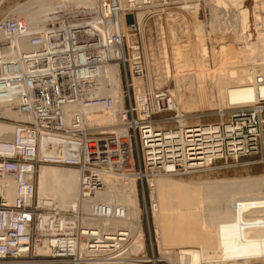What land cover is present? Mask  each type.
Instances as JSON below:
<instances>
[{
  "label": "built area",
  "instance_id": "2783aa9c",
  "mask_svg": "<svg viewBox=\"0 0 264 264\" xmlns=\"http://www.w3.org/2000/svg\"><path fill=\"white\" fill-rule=\"evenodd\" d=\"M208 2L98 0L96 9L83 12L68 4L67 14L56 10L39 31H31L22 17L0 21V108L21 116L14 120L0 114V121L12 123L15 129L13 137L0 139V264H179L147 258L143 250L133 253V237L125 227H87L76 210L44 207L35 181L26 178L35 179L40 166L74 168L80 174L84 198H91L111 178L124 184L130 177L142 189L145 180L149 191V180L156 175L188 176L217 159L257 152L264 130V97L229 106L231 120L219 125L216 135L210 131L214 126H187L171 92L137 94L134 85L135 79L147 74L141 48L132 41L140 26L138 14L165 10L169 28L173 25L170 14L178 11L188 25L202 24L206 32H213ZM128 16L133 19L131 25H127ZM122 25L126 31H121ZM18 41H24L28 49L11 56ZM113 65L125 78L129 72L134 92L133 101L126 98L128 111L123 103L120 134L116 128H90L92 120L80 113L112 107L111 97L105 95L104 70ZM260 76L257 83L261 85ZM256 108L260 111L252 112ZM169 114L179 115L177 127L155 129L154 118ZM133 144L140 147L138 169ZM64 146L72 149H66L68 156L62 154ZM212 149L213 159H205L204 153ZM9 181L16 186L13 201L6 198ZM123 211L94 201L86 216L93 221L112 220L111 216L121 220Z\"/></svg>",
  "mask_w": 264,
  "mask_h": 264
},
{
  "label": "bare ground",
  "instance_id": "6f19581e",
  "mask_svg": "<svg viewBox=\"0 0 264 264\" xmlns=\"http://www.w3.org/2000/svg\"><path fill=\"white\" fill-rule=\"evenodd\" d=\"M244 1L245 0H209L208 6L210 7V26L211 29L213 28V32H206V29L202 24L194 25L193 23L192 26L188 25V22L186 21L188 19H186L181 12L176 11L171 13L170 20L173 25L166 28V32L161 28H158V30H162L160 31L161 35L166 33L165 36L168 41L175 40L176 45L172 44L170 48H167L168 51H165L166 49L159 48L160 51L158 55H155V51L151 49L150 55L147 56V60H150V63L145 62L146 57L144 56L147 74L144 79L134 80V85L137 86V94L159 88V86L156 85V80H154V83L152 84L148 79L149 74L152 76L155 74L157 75L158 72L161 71L159 69L162 68L161 74L164 75L163 77L168 78L170 74V66L171 68L175 66L174 63L177 61L178 64L186 70V72L178 75V83H180L179 85L181 87V97L178 98L177 95H175L176 90L171 91V94L177 105V111H179V113L185 110L188 111L191 108L192 99L187 93H189L191 88L199 87L202 84L207 83H203V80L210 77L211 66L209 64V59L212 58V70H214L213 72L217 75V78L216 87L212 88L213 99L209 102L210 108H216L219 110L220 114L224 111L226 113H230L229 106L231 105L250 104L252 101H256L260 99V97H264V84L260 85L257 83L258 75H261L260 78L264 80V53L262 52L264 46V19L261 18V14L264 12V3L262 0H254L255 12H253V15L258 35L256 41L254 43H250L249 39L245 36L249 29L250 21L249 10L245 7ZM77 2L80 3L79 8L77 9H81L82 12L83 10L88 11L93 8L96 9L98 5V0H77ZM74 3L75 2L72 0H29L25 5L15 9L9 16L22 17L29 25L31 31H39L43 28L45 23L53 17L56 10L62 9L65 11V14H67V7H70V4H72L73 8H76ZM122 4H124V2H122ZM190 16L193 20L194 15ZM98 19L99 17H96L93 21ZM144 19L145 18L142 14H138V22L141 27L144 24L143 22H145ZM179 23H184V26H181ZM175 25L176 27H174ZM146 26L148 29L152 27L149 24ZM190 28H192L193 39H191ZM126 30V27H123L122 25L121 31ZM206 38L208 41L209 39L211 40V47L207 45ZM0 39H3L2 35H0ZM192 41L194 45L195 41L197 44V60L201 67L198 73H195L193 69L194 62L191 58L193 52L191 48ZM16 46L17 49L12 52L11 56H16L17 53H21L22 51L28 49L24 41H18ZM167 52H170L169 59H166ZM210 53L212 54L211 57L208 55ZM156 61L161 62L159 64L156 63ZM157 66L159 68H157ZM122 76L120 74V69L117 66H109L104 70L105 94L109 83V86H111L110 95L112 107L110 109L96 112H90L91 110L89 109L81 111L80 109V113L84 114V116L86 115L85 117L92 120L91 125L96 123L101 125H113L114 123L121 122L118 118L117 111V109H120L121 107L117 106L118 103L116 102V99L119 87L121 86ZM196 77H198L199 83H197ZM12 90L16 91V89ZM5 101L6 100H4V102ZM259 111V108L252 110L254 113H258ZM0 114L14 120H20L21 117L18 113L14 111L10 112L9 110H5L3 108H0ZM217 127L218 126H214L213 128H210V131H215L214 133L217 135L219 133ZM229 128L230 127H226L225 129ZM14 130V125L0 124V139H10L13 137ZM117 133L120 134L121 129H118ZM66 149L72 151L71 148L64 146L62 149V154L64 156H68ZM204 155L207 160L213 159V149L205 152ZM167 168L168 170L171 169V167ZM205 169L206 168L196 171L195 173L202 172ZM164 176H167V179L168 177H176L172 174L163 173L156 175L149 180V195L152 198V213L156 224L155 234L157 237V245L159 246L161 244V216L174 214V212L162 213L159 208L157 199L158 195H156L157 189L154 185L159 178ZM26 179L28 182L36 180L35 184H32L35 185V188L37 187V195L44 207L62 212L76 210L78 211V216H80V222L87 227H96V229H98V227H125L131 232L133 237V253L142 251L141 244L137 240V237L141 234L140 229L138 230V220L140 217L139 199L137 187L133 179H130V177H127L124 184L116 178L109 179L106 181L105 188L103 190H97L94 197L91 198H84V193L82 192V188L80 186V174L75 169H60L54 166H41L39 168L37 179H31L30 176H27ZM253 180H248V182H244L243 180L239 182H228L226 180V182L214 184L213 181L201 182L205 198L202 202V206L199 208L200 213H202V230H210L213 235V229H217L219 231V236H225L226 239H224L226 241H241L245 240L244 238H250L252 234L263 233L264 189L258 182H254ZM8 183L9 185L6 187V198L8 201H13L16 186L15 184L12 185V181H9ZM223 199H225L226 204L220 205V201ZM94 201L121 207L124 210V219L118 220L115 216H111L112 220L101 219L100 221H93L91 218L88 219L86 214L89 213L91 204ZM185 211L187 212V209L181 210L182 213ZM217 236L218 235H214V237H216L214 239L217 240L219 237ZM177 250L180 251L178 255L176 253ZM160 252L161 255L165 256L173 263L231 264L227 258L225 259L228 254V250L221 252V256H215L206 249L198 250L175 248L161 250ZM253 255L256 256V260L264 261V236L261 239V243L257 251L254 252L252 256Z\"/></svg>",
  "mask_w": 264,
  "mask_h": 264
},
{
  "label": "rangeland",
  "instance_id": "374dc122",
  "mask_svg": "<svg viewBox=\"0 0 264 264\" xmlns=\"http://www.w3.org/2000/svg\"><path fill=\"white\" fill-rule=\"evenodd\" d=\"M29 0H0V21L11 18L9 15L18 7L25 5ZM74 1V5L79 8L80 3L77 0ZM264 3V0H262ZM245 7L249 10V29L246 33V37L249 39L250 43H254L257 39L258 32L256 30L255 22H254V0H245ZM167 11L157 9L151 13H148L144 16L145 22H143V26L141 25L137 27L134 35L132 34V41L137 42L141 48V52L143 57H146L145 62L150 63V60H147V56L150 55V50L153 49L155 51V55L159 54L160 49L170 48L172 44H175V40H169L166 38L165 34L161 35L158 28L164 29L166 32L167 28ZM130 17V16H128ZM127 17V18H128ZM203 18V14L200 15ZM126 18V22H127ZM261 18L264 19V12L261 14ZM132 19V17H131ZM133 22V19H132ZM127 23V25H131ZM149 24L152 26L148 29L146 26ZM208 29V26H207ZM153 31V32H152ZM163 31V32H164ZM191 31V39H193L192 28ZM206 31V30H205ZM207 35V34H206ZM165 36V37H164ZM190 36V35H189ZM162 37V39H161ZM207 37V36H206ZM174 38V37H172ZM196 38V34H195ZM207 39V38H206ZM208 40V39H207ZM197 41V40H196ZM195 41V45L192 41V60L194 62V71L198 73L201 69L197 60V44ZM176 45V44H175ZM207 45L211 47L210 41H207ZM196 46V48H195ZM162 49V50H163ZM196 50V53H195ZM264 53V46L263 51ZM170 52H167L166 59H169ZM211 54V53H210ZM212 56V54L210 55ZM212 59V58H211ZM209 59V64L211 66V74L210 77L203 80V83L199 87L191 88L189 93V97L192 99L191 108L187 111H181L180 114L184 116L185 124L187 126L192 127H202L209 128L213 126L223 125L226 126L228 122L231 120V114L226 113L225 111L220 114L219 110L216 108L213 109L209 107V102L213 99V87L216 86V78L217 75L213 72V60ZM161 61H156V63L160 64ZM175 66L171 68L170 66V74L168 78L163 77L161 74L162 68L159 69L161 71L156 75L149 74L148 79L151 83H154L156 80V85L159 88H155L156 90H165V91H175V95L178 98L181 97L180 91V83L178 75L180 73L186 72L183 67L178 64L177 61L174 63ZM157 68H159L157 66ZM121 72V70H120ZM123 73V72H122ZM122 73L121 76H122ZM214 73V74H213ZM124 75V73H123ZM215 75V76H214ZM125 77H121V86L119 87L116 102L118 108V118L120 119V113L122 111L123 103L125 102V109L128 111L129 104L126 101L127 96L130 97L131 101L134 99V92L130 88V75L129 72H126ZM145 77V76H144ZM197 78V83L198 77ZM167 79V80H166ZM219 79V78H218ZM217 79V80H218ZM210 82H209V81ZM129 83V84H128ZM120 84V83H119ZM110 84L108 83L107 92L105 95H110ZM205 85V86H204ZM208 85V86H207ZM212 86V87H211ZM209 87V88H208ZM206 88V89H205ZM109 89V91H108ZM208 89V90H207ZM179 90V91H177ZM123 91V95H122ZM194 97V98H193ZM118 100V101H117ZM122 100V101H121ZM127 102V103H126ZM196 106V107H195ZM196 110V111H195ZM179 116V115H177ZM177 116L176 114H169L164 116H156L155 119V129L157 130H170L177 127ZM85 117V116H84ZM176 117V118H175ZM175 118V119H174ZM164 120V122H160ZM167 120V121H165ZM161 123V124H160ZM2 125H13L12 123H5L0 121ZM117 124V125H116ZM121 122L114 123L113 125H101L94 124L89 126L90 128H97L107 130L110 128H116V131L120 129ZM112 126V127H111ZM102 130V131H103ZM106 132V131H105ZM263 135L258 140V150L257 152L242 155L237 158L232 156L224 157L215 160L208 168L203 170L202 172L194 173L188 176L181 177H171L167 179V176L159 178L157 182H155L154 186L157 189L156 195L158 199V204L160 211L162 213L174 212V214H166L162 215L160 219V232H161V244L157 245V237H156V224L154 222L153 213H152V198L149 195V191L147 189V182L143 180V189L139 186L138 183L137 193L139 199V209H140V217L138 220V230L140 229V236L137 237L138 242L141 244V250H143V256L147 258H151L154 256L155 258L169 261L168 258L161 255V250H169V249H198V250H208L213 255L221 256V252H225L228 250V254L223 257L231 263V264H260L264 263L263 260H256V256H252L254 252L257 251L261 239L264 236L263 233H255L252 234L250 238H244L245 240H234V241H226L225 236H219V231L217 229L210 230H202V213H200L199 208L202 206V202L205 200L203 195V187L201 186V182L213 181L214 183L226 182H239L244 181L248 182V180H253L254 182H258L260 186L264 189V130ZM137 141L138 144L140 142L139 135L137 133ZM140 147L137 148L133 144V156L135 160V169H138L137 159H141ZM139 151V152H138ZM138 152V153H137ZM49 167H53L47 165ZM41 167V166H40ZM39 167V168H40ZM60 168V167H56ZM60 169H74V168H60ZM208 169V171H207ZM213 169V170H212ZM39 173V169L36 173L35 179H37V175ZM165 178V179H164ZM161 180V181H160ZM247 180V181H246ZM261 180V181H260ZM36 181V180H35ZM134 181V180H133ZM211 183V182H210ZM37 186V183H36ZM37 188V187H36ZM37 191V190H36ZM93 194V193H92ZM230 196V195H229ZM152 204V205H151ZM225 199L220 201V205H225ZM187 209V212H181V210ZM137 228V227H136ZM135 230V229H134ZM214 235H218V239H214ZM262 235V236H261ZM213 236V237H212ZM225 238V239H224ZM256 238V240H255ZM156 241V242H155ZM257 244V245H255ZM204 248V249H203ZM178 251V250H177ZM215 252V253H214ZM219 252V253H218ZM159 264H164L163 262Z\"/></svg>",
  "mask_w": 264,
  "mask_h": 264
},
{
  "label": "water",
  "instance_id": "95a60500",
  "mask_svg": "<svg viewBox=\"0 0 264 264\" xmlns=\"http://www.w3.org/2000/svg\"><path fill=\"white\" fill-rule=\"evenodd\" d=\"M131 22H132L131 17H128V18H127V23L130 24Z\"/></svg>",
  "mask_w": 264,
  "mask_h": 264
}]
</instances>
